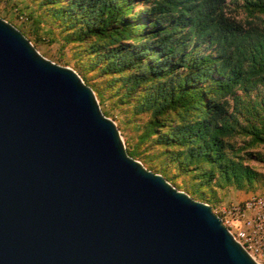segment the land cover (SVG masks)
<instances>
[{
  "label": "water",
  "instance_id": "95a60500",
  "mask_svg": "<svg viewBox=\"0 0 264 264\" xmlns=\"http://www.w3.org/2000/svg\"><path fill=\"white\" fill-rule=\"evenodd\" d=\"M0 264H261L130 156L93 89L0 17Z\"/></svg>",
  "mask_w": 264,
  "mask_h": 264
},
{
  "label": "trees",
  "instance_id": "16d2710c",
  "mask_svg": "<svg viewBox=\"0 0 264 264\" xmlns=\"http://www.w3.org/2000/svg\"><path fill=\"white\" fill-rule=\"evenodd\" d=\"M135 2L76 0L75 5L91 10L98 21H87L85 32L65 40L94 37L102 49L112 48L102 69L126 72L121 101L139 93L134 110L151 115L141 142L155 135L157 143L178 147L168 158L178 159L184 170L194 164L193 170L207 183L241 186L244 180L252 181L255 171L227 155L231 145L226 139L239 132L264 141V123L236 130L224 115L223 100L242 82L264 84V25L255 20L264 22V0H242L241 7L252 18L244 22L226 14V0H145V15L133 13ZM42 5H52V17L61 18L59 0ZM124 40L136 45L126 44L129 48L121 52L117 46ZM202 44L213 48L203 51ZM126 151L139 156L136 147L126 145Z\"/></svg>",
  "mask_w": 264,
  "mask_h": 264
},
{
  "label": "rangeland",
  "instance_id": "374dc122",
  "mask_svg": "<svg viewBox=\"0 0 264 264\" xmlns=\"http://www.w3.org/2000/svg\"><path fill=\"white\" fill-rule=\"evenodd\" d=\"M44 1L46 0H0V17L17 27L43 56L59 65L69 66L80 76H84L87 83L83 77L82 79L93 89L102 112L117 125L125 147L128 145L137 148L139 156L133 157L134 159L140 161L147 169L152 166L149 170L163 175L169 183L193 199L209 204L212 211L220 217L224 216L223 210L231 205L242 206L251 200L264 199V141H252L251 135L239 132H232L233 134L226 139L231 145L228 146L227 155L249 166L256 173L252 181L244 180L241 186L234 182L207 183L200 178L197 170H193L194 164L184 170L178 159L172 161L173 158H168L177 152L178 147L157 143L155 135L144 142L140 141L139 137L147 129L151 115L146 111L134 110V99L139 98V93L132 99L127 98V102L121 101L126 72L114 74L104 72L102 69L106 64L105 60L108 61L105 53L112 48L102 49L94 37H87L83 42L65 40V36L72 37L81 30L85 32L87 21H90V24L98 21L91 10L79 7V3L75 5L76 0H59L62 16L60 19L53 18L52 5L50 7L42 5ZM226 1L227 15L241 22L248 18L252 19L247 17L241 7L242 0ZM144 2L145 0H136L133 13L145 15L148 6L147 2ZM255 20L257 24L264 25L263 21ZM179 36L180 33H176L175 39ZM130 43L134 44L132 41L124 40L117 47L123 52L129 48L124 46ZM200 48L208 52L213 47L207 48L202 44ZM251 81L239 84L235 92L223 100L226 102L224 115L236 130L241 127L248 129L251 124L260 125V121L264 123V84ZM98 92L102 97L97 96ZM257 211L264 212L255 209L249 212V216L256 218ZM256 261L264 264V253L256 257Z\"/></svg>",
  "mask_w": 264,
  "mask_h": 264
},
{
  "label": "built area",
  "instance_id": "2783aa9c",
  "mask_svg": "<svg viewBox=\"0 0 264 264\" xmlns=\"http://www.w3.org/2000/svg\"><path fill=\"white\" fill-rule=\"evenodd\" d=\"M264 210V199H255L244 205H231L223 210L220 217L233 237L256 260L264 253V212L257 211V217L251 218L252 210ZM229 217V218H228Z\"/></svg>",
  "mask_w": 264,
  "mask_h": 264
}]
</instances>
